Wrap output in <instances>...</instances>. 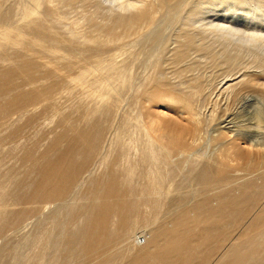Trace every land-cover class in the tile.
Masks as SVG:
<instances>
[{"label": "bare ground", "instance_id": "obj_1", "mask_svg": "<svg viewBox=\"0 0 264 264\" xmlns=\"http://www.w3.org/2000/svg\"><path fill=\"white\" fill-rule=\"evenodd\" d=\"M16 4L20 13L12 17L13 2L0 0V153L4 141L33 126L40 113L59 107L62 98L74 100L67 109L61 106L64 112L57 114V129L51 130L45 150L37 154L35 146H27L21 153L36 181L21 187L15 177L6 180L0 174V234L18 225L22 204L78 197L81 189L82 198L95 204L117 197L119 185L132 191L137 184L150 222L134 226L125 243H113L108 220L117 216L113 231L130 230L140 199L132 202L130 213L126 207L99 202L98 207L89 203L79 213L69 212L65 219L58 214L53 228L63 233L70 221H78L68 240L48 241L47 249L55 251L52 260L65 264L75 256L79 264H87L86 258L117 248L108 264H211L216 246H227L230 237H254L248 226L253 222L252 230L261 238L246 240V251L237 259L264 264V75L241 73L246 69L241 50L228 51L219 41L223 37L264 46V29L248 16L234 17L229 7L217 16V24L202 30L197 15L218 13L220 5L200 10L194 0ZM80 4L86 20L74 19L60 29L66 18L63 7ZM253 65L264 74L263 58L255 56ZM237 73L240 80L223 87L222 81ZM182 85H188L187 92L177 88ZM123 103L127 110L119 114ZM153 106L176 109L187 125L163 121L150 110ZM121 115L113 130L111 121ZM110 131L114 139L108 137ZM106 148L113 150L111 157ZM186 175L187 182L193 179L200 185L203 196L184 199ZM236 196L234 202L244 197L254 207L248 219L231 224L225 214L234 213L230 210ZM120 253L131 255L123 258Z\"/></svg>", "mask_w": 264, "mask_h": 264}, {"label": "rangeland", "instance_id": "obj_2", "mask_svg": "<svg viewBox=\"0 0 264 264\" xmlns=\"http://www.w3.org/2000/svg\"><path fill=\"white\" fill-rule=\"evenodd\" d=\"M11 1L13 2L14 9H15V11L13 13H11V16L12 17L19 16L20 11L16 7L17 6V4H16L17 0H11ZM231 1L232 0H194L195 4L199 7L200 10L203 8H205L206 10H210V9L213 10V8H214L213 5H216V4L218 6L220 5L217 9L219 11L218 13L217 12L213 13L210 10V11H205L207 13L206 14L203 13L204 15H202V14L197 15V19L200 18L199 19L200 22L198 23V24H200L199 27L202 30H206L209 28V26L211 24L212 25L217 24L219 22V20H218L219 15L221 13H223L222 12L223 8H229L230 7L229 9H231V12L232 13L235 12V14H237V15L234 14L235 15L234 17L238 18L239 16H248V18L254 20L255 24L258 25L259 29H264V0H243L242 3H236V2L234 3V1H232V2ZM252 1H254V2H252ZM202 2L208 3V4L203 5ZM9 3L7 5H9ZM116 3H119V1H117ZM243 3H244V5H243ZM209 4L211 5V7ZM258 5H259V7L261 5L262 8L261 7L258 8ZM70 6L72 7L73 5H68L67 7L66 6L63 7V9L65 8L64 12L66 14H64V16H66V18L63 21H61V23H60V24H62L61 26H60V24H58L60 29L65 27L67 23H72L75 20L77 21V18H83L84 21L86 20L85 18H86L87 14H86L85 10L82 8L81 4L78 6L75 5L72 8ZM105 6L108 8V6H109L108 3ZM238 8H239V10H238ZM8 12H10V11H8ZM200 15H202V16H200ZM225 26L228 28H234L229 23L228 24L226 23ZM168 30H167V33L170 32L171 29H168ZM245 32H248V31L245 30ZM259 32H261V31H259ZM261 40H262V43L264 44V37H261ZM219 41L222 42L227 47L228 51L235 52L238 49L241 50V51H239V50L238 51L241 52L242 56L243 55L245 56L242 65L246 68V69L240 68V70L242 69L241 73L244 70H247V72H249L255 76H257V75L263 76L264 75L262 71L256 70L255 65L251 66L252 61H253L255 56H259L260 59L261 58L264 59V46H261V45L253 46V44H251L249 41H246V40L243 41V40H236L235 39L233 41H225L223 37H221L219 39ZM217 46H219V44ZM104 56H106V55H104ZM250 62H251V64H250ZM260 73H262V74H260ZM240 74L237 73L233 77L225 78L222 81L223 87H226L227 85H230V84L235 83L238 80H240V78H239ZM234 80H236V81H234ZM177 88L183 92L188 91V85L177 86ZM63 92L65 94L67 91L64 90ZM68 95H71V94L69 93ZM74 97L75 96H73V98ZM73 100L74 99H72V98H68V99L62 98L58 102L59 105L61 104L59 106L60 109H59L58 105H56V107H57L56 109H55V107H53V108L51 107V110L49 108V110H50L49 113H48L49 110L47 109V112L45 111V112L40 113V115L34 120V122L32 123L33 126L27 125V126L22 127V130H21L19 136L9 137L4 141V144L2 145V150L0 153L2 155V156L0 155V157H2V158H0V161H1L0 162V165H1L0 166V174L2 175V177L5 176L4 178L6 180H8L12 176L15 177L18 181V186H21V187L24 186L26 183L36 181V178L34 177V175L29 176L28 167L23 163V161H21V157L23 156V154H21V153L24 151V148L27 149V146H28V148L35 146V150H36L37 154L42 153L43 150H45V147L48 144L49 138L52 137L51 130L55 131L57 129V123H58V117H59V116L57 117V114L60 115L61 112H64L63 111L64 109H62V107H63L62 105H64L63 108H66L69 106L68 104H72ZM42 104L43 103H41V105ZM121 107H122V109H120L119 114L122 111L127 110L126 107H128V106L126 105V103H123ZM61 109H62V111H61ZM150 110H154V112H156V114L163 121H166V122L172 123V124H176V125H187L185 117L182 114L180 115V113L176 109H170L169 107L166 108L163 106H153V108H151ZM53 111L55 113H52ZM43 113H46V115ZM51 117H53V119ZM51 119L53 122L51 121ZM56 119H57V121H55ZM122 119H123L122 115L120 117L118 116L117 120L114 119V121H111L112 125H110L109 127H112L113 123H114V128H112L114 130L115 127L121 123ZM53 123H55V124L53 125ZM55 127H56V129H55ZM115 136H116V134L113 132L111 133V131L108 133V137H111L112 139H114ZM166 139L168 140L169 137H167ZM17 144L20 145L18 147L19 149L18 150L16 149L17 151L13 150V147ZM20 147H22V148L20 149ZM105 151H106V154H108V155L110 154V157L112 156L113 150H109V148H106ZM9 152H11V153L14 152L15 155H12V154L9 155ZM116 153L118 154L119 150H117ZM110 157L107 160H109ZM9 168H11V169H9ZM96 168H97V166L95 163L94 167H92L91 170L94 171ZM116 168L119 171H122L120 169V167L117 166ZM8 169H9V175L7 174ZM11 170L13 173L11 172ZM14 172H16L18 174L16 175V173H14ZM5 174H7V175H5ZM177 177L180 178V179L177 178L178 181L183 180L182 175H181V177H180V175H178ZM186 177H187V175L184 178L185 182H187ZM189 180H188L187 184L186 183L184 184V182H182L183 188H184L182 196L184 197V199H189V198L190 199H194V198L197 199L200 196H203V194L201 195V193H200L201 192L200 185H198L195 181H193V179L191 181H189ZM248 180H249V178L246 180H243V181L247 182ZM133 186L135 188L131 191L130 186L119 185L118 189L116 188L117 193H118L117 197H112V198H110L106 201H103V202H100L98 200L95 204L92 203L94 201V199L86 200V199L82 198V192H83L82 189L80 190V192L76 193V194H78V197L77 196H75V197L69 196V197H65V198L61 199L60 201L48 203V204H46V203L22 204L21 206L18 207V208H20L21 212L23 213L21 220L19 222H17L18 225L13 226V228L10 227V228L6 229L5 231H3L2 234H0L1 235L0 236V243L2 242L1 243L2 246L0 244V250L3 252V255H4L0 259V264H26L29 262L32 264H47V259L49 257H51L50 264H58L59 260H52L53 254L55 252L54 249H51V248L47 249V245L49 243L48 241L52 240L53 242H55V241L61 240V239H63L62 241L68 240L72 235H74L73 232L76 231L75 230L77 228L76 222L78 221V218H75L72 221H70L69 225L65 227V232L63 233L60 231V229H61L60 227L57 230L53 228L52 223L54 221V217H57L59 214L60 216H63L62 217L63 219H65L64 216L67 213H69V212L79 213L81 210H83V208L85 206H88L89 203L91 204L90 206L92 208L96 207L97 205L99 206L100 203L118 205L120 207H126L128 209V212L130 213L132 202L133 201L136 202L137 199L138 200L140 199L137 202V203H140L139 204L140 207H138V214H137L138 216L136 219L132 218L131 221L129 222V225L132 224L130 230H128V229L127 230H118L117 229L116 231H113L114 227H115L113 224L115 223L117 216H113L112 218H110L108 220L109 236L113 238L112 242L113 243H122V242L125 243V239L129 236V234L131 233V235H133L134 232L132 229L134 226L143 225L145 223L150 222L153 219L151 214L149 213V208H147V205L144 204L143 199L140 198V196L138 195V193H139L138 187H140V185L136 184ZM186 189H189V190H186ZM87 192L88 193L85 194L86 196L89 195L88 189H87ZM196 194H198V195H196ZM188 195H190V196H188ZM230 195L233 196L232 194H230ZM237 197L238 196L233 197L232 207H233L234 211L230 210L234 213L233 214H225L226 220L233 221L231 224H233L235 222L241 223L243 218H247L249 211L252 210L254 207L253 203L252 202H250V203L246 202L247 200L244 197H242V199H236V201L234 202V199ZM252 197L255 198L256 195L253 194ZM249 199H251V198H249ZM81 201H83V202H81ZM151 203H153L152 200H151ZM41 206H43L45 208L43 210V212H40L38 209ZM51 206L53 209H51ZM164 217H165V214H164ZM57 220H60V219H57ZM251 220H256V218L253 217V218H251ZM251 225H256V224L251 222V224L248 225L250 227L249 230L252 233H254V237H249L248 234H244L241 237H230V242L227 246H225V247H222V246L217 247L216 246V253H215L214 257L212 258L211 264H243V262H241L237 259V254L241 251H246V249L244 248V246H245L244 242L246 240L253 241L254 239L261 238L259 233L254 232L252 230ZM141 231H144V230H141ZM140 234L142 235V233H140ZM140 234H138V237L141 236ZM38 237L39 238L41 237L40 238L41 240ZM37 238H38V240H37ZM3 247L6 248V251ZM116 249L117 248H115V249L106 248L103 251H101L100 253L86 258L87 259L86 263L87 264H108L109 263L108 259L117 251ZM66 255H67V253L65 251L64 256H66ZM130 255H128V254L122 255L120 253V256H122L123 258H126ZM16 256H19L20 258H18ZM39 258H41V260H37ZM168 261H169L168 263L174 264L172 260H168ZM248 261L249 260H246V261H244V263H250ZM71 263L72 264H74V263L79 264V258L74 256V258L71 260H69V259L65 260V264H71Z\"/></svg>", "mask_w": 264, "mask_h": 264}]
</instances>
